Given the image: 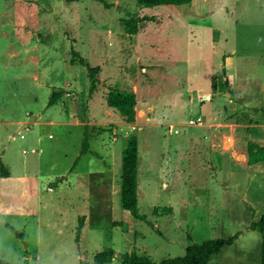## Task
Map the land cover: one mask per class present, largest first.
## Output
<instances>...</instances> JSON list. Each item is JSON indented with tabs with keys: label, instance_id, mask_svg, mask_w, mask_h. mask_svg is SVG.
<instances>
[{
	"label": "rangeland",
	"instance_id": "rangeland-1",
	"mask_svg": "<svg viewBox=\"0 0 264 264\" xmlns=\"http://www.w3.org/2000/svg\"><path fill=\"white\" fill-rule=\"evenodd\" d=\"M72 51L100 69L92 95ZM223 69L228 97L211 86ZM111 87L135 93L133 124L107 105ZM86 129L92 153L75 164ZM130 135L154 230L121 206ZM248 142L264 147V0H0L1 260L92 264L112 248L160 263L240 233L208 264H260L264 161L247 165Z\"/></svg>",
	"mask_w": 264,
	"mask_h": 264
},
{
	"label": "trees",
	"instance_id": "trees-1",
	"mask_svg": "<svg viewBox=\"0 0 264 264\" xmlns=\"http://www.w3.org/2000/svg\"><path fill=\"white\" fill-rule=\"evenodd\" d=\"M103 5L106 9L109 6L104 2ZM191 0H137V4L141 7H157V6H179L188 4ZM143 19L141 18H130L125 20L124 23L127 27L128 33L133 35L137 33L138 24L141 23ZM76 58L80 64L85 65L87 70V75L89 79V94H94L97 90L99 84L98 74L100 69L98 67H92L80 56L76 51H72V58L70 60L71 64L76 63ZM213 90L226 91L230 90V83L226 79V75L223 69L222 76L217 80L212 79L211 83ZM62 91H54L48 101V106L55 104L58 100L62 98ZM107 105L109 108L116 110L127 124H133L136 120V95L133 91L120 90L118 88L111 87L107 95ZM88 129L85 130V136L81 143L80 154L77 157L75 164L78 163L80 158L88 153H92L88 149ZM247 152V165H253L264 161V147L256 144L254 142H248L246 145ZM138 139L135 135H130L126 139V147L123 151L121 158V187H120V201L121 206L124 210L130 213V215L139 221L145 222L149 227L154 230V226L147 219V216L141 214L138 210ZM10 170L5 166L0 157V178L9 177ZM159 209H154L153 212ZM164 212L170 213L171 209H163ZM84 226V216L80 217L78 220V225L76 227V240H79L82 228ZM12 233L17 237L23 238V235L18 232L13 227L9 226ZM250 229L258 232L261 237V247H260V264H264V212L260 215L257 221L250 224ZM240 233H237L229 238H217L204 241L202 243H193L185 251L183 256H177L174 258H168L160 263L154 261L147 254H139L135 251L124 252L118 254L116 257V251L112 248H106L103 251L97 253L92 264H111L115 258H118L120 264H208V262L218 255L225 247L231 245L234 240L238 238ZM0 264H12L5 260L0 259Z\"/></svg>",
	"mask_w": 264,
	"mask_h": 264
},
{
	"label": "water",
	"instance_id": "water-1",
	"mask_svg": "<svg viewBox=\"0 0 264 264\" xmlns=\"http://www.w3.org/2000/svg\"><path fill=\"white\" fill-rule=\"evenodd\" d=\"M229 92H230L229 90H226V91L224 92V96H227V97H228V96H229Z\"/></svg>",
	"mask_w": 264,
	"mask_h": 264
},
{
	"label": "crops",
	"instance_id": "crops-1",
	"mask_svg": "<svg viewBox=\"0 0 264 264\" xmlns=\"http://www.w3.org/2000/svg\"><path fill=\"white\" fill-rule=\"evenodd\" d=\"M247 158V157H246ZM247 162V161H246Z\"/></svg>",
	"mask_w": 264,
	"mask_h": 264
}]
</instances>
